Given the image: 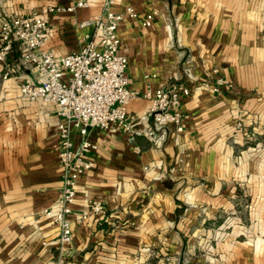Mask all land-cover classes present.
I'll return each mask as SVG.
<instances>
[{"label": "crops", "instance_id": "crops-1", "mask_svg": "<svg viewBox=\"0 0 264 264\" xmlns=\"http://www.w3.org/2000/svg\"><path fill=\"white\" fill-rule=\"evenodd\" d=\"M71 1L0 0V17L36 11L49 23L46 47L63 55L83 45L91 26L82 22L101 15L107 0H89L87 8L74 12H46L49 5ZM127 6L139 14L118 28L129 86L142 91L143 75L151 73L157 75L152 87L185 82L190 94L182 103L183 130L169 125L156 143L139 137V152L123 131L90 130L97 144L89 154L94 165L78 179L73 207L84 211L99 200L106 211L99 220L73 225L65 264H131L145 259L143 245L157 247L155 256L165 264L168 252L173 261H181L186 249L188 257L201 255L200 245L209 239L217 245L219 264H264V158L243 141L245 131L264 132L256 125L264 120V0H113L109 8ZM153 7L159 14L143 27L140 18ZM36 74L23 67L3 79L0 68V264L58 258L53 249L58 228L38 215L62 186L55 148L60 117L54 103L29 101L19 91ZM218 78L227 82L218 92L200 85ZM149 104L138 97L128 109L141 112ZM73 138L79 139L76 132ZM244 181L254 232L237 237L236 216L231 234L219 240L201 236L210 223H222L218 214L234 215Z\"/></svg>", "mask_w": 264, "mask_h": 264}, {"label": "built area", "instance_id": "built-area-1", "mask_svg": "<svg viewBox=\"0 0 264 264\" xmlns=\"http://www.w3.org/2000/svg\"><path fill=\"white\" fill-rule=\"evenodd\" d=\"M112 3L113 0H107L101 15L82 22L91 26L83 45L63 55L46 47L49 23L36 11L0 17L1 78L18 75L23 67L34 68L36 77L27 78L19 86L21 96L29 101L54 103L60 117L55 125V148L62 186L55 200L38 215L58 228L54 247L57 250L72 242L74 224L85 223L90 217L99 220L105 215L99 200L90 201L84 211L73 207L77 181L94 165L89 157L97 149L89 137L92 128L125 132L137 152L140 147L135 142L139 137L156 143L163 141L169 125L177 132L183 130L182 103L190 94V87L185 82L170 80L152 87L150 80L157 77L156 73L143 75L147 82L142 91L129 86L128 61L119 51L118 28L126 17L139 19V14L132 6L113 11L109 8ZM88 6L89 0H72L68 5H49L46 12H74ZM158 14V8H151L140 18V24L151 26ZM200 85L218 92L227 82L218 78L214 84L203 80ZM138 97L149 100L148 108L129 111V102ZM144 119L147 124L139 126ZM75 132L79 136L77 141L73 138Z\"/></svg>", "mask_w": 264, "mask_h": 264}, {"label": "rangeland", "instance_id": "rangeland-1", "mask_svg": "<svg viewBox=\"0 0 264 264\" xmlns=\"http://www.w3.org/2000/svg\"><path fill=\"white\" fill-rule=\"evenodd\" d=\"M264 110V107H263ZM259 121L256 122V125H260L261 129H264V120H262L259 124ZM238 125V126H237ZM236 127L239 128L240 124H237ZM243 141H244V145H249L252 144L254 146V154L256 156H258L259 158H261L263 160L264 158V132L263 133H256L254 131H245L243 133ZM249 183V182H248ZM247 181L244 182H240L238 184L239 187V191L236 194V200H234V209L235 212L233 213L234 215H231V213L229 214H218L219 217L216 218V220L219 218L222 219V223L225 222V220L228 219V223L226 221V223L222 224L220 222H214V223H210L209 225H207V227H205V229H201V231L199 232V234H201V236L203 237H212L215 239H220L221 237H225L228 234H231L232 231L234 230V228L231 226V221H235L236 216H238V220L239 223H237L239 226L244 227L243 230H241V227H238V232H237V237H241L243 236L242 233L246 234V235H250L254 232V228L251 226V219L249 217V210H250V205H251V200L250 197L248 196L247 190H248V184ZM103 207L105 208L106 211V206L105 204L102 202ZM231 217V218H230ZM241 222V224H240ZM236 225V224H235ZM209 229V230H207ZM210 232V233H209ZM242 232V233H241ZM213 240V239H212ZM71 243L68 245L70 246ZM68 246H66L64 249L63 248H59L58 250L53 248L54 250H57V253L54 252L55 255L58 256L57 259L52 260L51 262H47V264H65L64 259L65 256H67L69 253V249ZM201 247V255H196L197 256H187V252L188 249H186V255L183 259H181V261H173L171 260V256L169 255V252L166 254H164L163 259H164V263L165 264H219L220 260L219 257L216 255L217 252V245H212L211 240L209 239L208 242L204 245H200ZM156 250L157 247H153V246H146L143 245L140 248V254L142 253L145 256V259H141L140 257L133 261L131 264H161L159 259L155 256L156 255ZM213 253L215 254L214 256ZM75 254V252H74ZM141 254V255H142ZM62 256V259H60L59 257ZM140 256V255H139ZM212 260H211V259ZM211 260V261H210ZM221 263V262H220Z\"/></svg>", "mask_w": 264, "mask_h": 264}]
</instances>
